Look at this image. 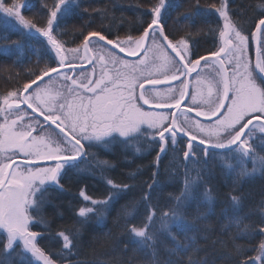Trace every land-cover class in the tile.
<instances>
[{"label":"snow or ice","instance_id":"snow-or-ice-1","mask_svg":"<svg viewBox=\"0 0 264 264\" xmlns=\"http://www.w3.org/2000/svg\"><path fill=\"white\" fill-rule=\"evenodd\" d=\"M74 2L55 0L48 8L46 24L38 26L22 14L28 7L24 0H13L11 5L0 0V12L14 18L20 26L18 31L34 30L46 37L55 57L59 58L58 67L47 68L30 83H25L22 89L0 97V235H6L4 254L16 252L15 246L18 245L20 251L16 255L21 264H57L39 246L38 237L42 234L31 229L37 224L48 226L40 215L48 189L65 190L61 180L67 170L76 167L86 155L84 142L107 147L118 139L130 145L144 138L149 145L155 143L159 146L155 162L157 170L152 173V182L147 184L140 201L133 200L122 209L125 228L135 245L134 251L145 255L146 264H209L206 258L198 256L201 248L196 234L201 231L200 223L215 213L218 197V191L209 184L212 177V170L208 167L210 158L218 161L221 174L226 182H230L225 193L226 207L220 210L224 218L222 229L235 228L233 240L239 236L251 239L256 234L264 235V201H261L259 221L245 223L252 210L243 213L244 195L240 191L245 181L257 176L264 178V154H261L264 152V0L256 5L260 15L254 24L255 31L248 35L243 34V29L233 20L229 0H220L219 6H210L223 20L222 28L210 29L218 31L221 41V46L209 54L211 61L209 56L193 59L188 39L173 40L165 33L161 12L165 0H159V4L150 8L152 18L138 38L129 36L120 41L108 39L99 31H89L83 36V59L90 64L99 62L98 78H88L83 71L79 76L84 79L80 80L63 73L64 79L71 80V85H78V88L68 86L67 94L58 92L54 95L37 81L48 77L50 82V73L59 76L61 68L75 67L68 61V54L79 55L81 46L66 49L57 38L58 22ZM252 39L259 45L254 58L246 54ZM149 40L152 43L146 46ZM93 41L98 46L96 52L107 55L90 56L94 50L90 47ZM109 45L130 56L143 52L144 58L130 63L109 49ZM201 61L212 70V78H200L198 74V87L189 94L188 83L181 77L196 72ZM155 73L162 74L163 79L157 78ZM169 81H180L179 89L157 87ZM189 95L196 117L203 116L212 123L205 125L199 119L190 118L188 113L194 110L191 106L180 114L182 120L171 112L166 114L144 108V105H154L160 109H180L181 102ZM22 104L27 106L26 109H21ZM200 105H207V110H201ZM28 109L35 115L29 114ZM25 116H30L40 128H43V122L55 125L59 130L55 138L33 135L37 129L31 123L23 122ZM39 117H43V122ZM184 137L187 141L183 148H179ZM169 144L177 166L184 168L183 187L178 195L169 194L170 204L160 206L158 202L152 203V194L160 187L158 162L160 154L167 153ZM135 150L141 151L140 147ZM17 158H22L24 163L16 164ZM39 161H55V164L45 167ZM97 166L106 170L113 164L99 160ZM71 179L69 177V181ZM105 179L110 190L103 199H96L86 194L84 188L80 189V197L87 202L76 212L81 224L93 215L103 217L110 202L132 187L111 178ZM140 202L145 213L139 223H133L139 216ZM190 210L194 212L192 219L189 218ZM207 227L203 230L207 231ZM80 235V227L54 234V238L62 240V247L56 253L61 261L73 255ZM202 238L208 239L206 235ZM219 243L226 246L225 241ZM247 251L258 255L246 256ZM233 256L239 258L238 264H264V240L250 249L234 244V250L225 259ZM0 264L9 262L0 259Z\"/></svg>","mask_w":264,"mask_h":264},{"label":"trees","instance_id":"trees-1","mask_svg":"<svg viewBox=\"0 0 264 264\" xmlns=\"http://www.w3.org/2000/svg\"><path fill=\"white\" fill-rule=\"evenodd\" d=\"M3 2L11 5L13 0ZM24 2L28 5L22 13L25 18L38 26H44L48 8L52 7L55 0ZM260 2L261 0H229L231 16L245 35L253 30L260 15V10L256 7ZM157 4L159 0H75L70 4L68 13L58 22L57 38L68 49L81 44L83 36L89 31H99L113 40L135 37L147 26V22L152 18L150 8ZM213 4L219 6L220 0H198V3L197 0H165V8L161 9L165 33L173 40L180 37L188 39L194 56L213 51L218 45L219 34L218 31L210 29L222 27L221 18L210 7ZM45 5L47 7H44ZM19 27L14 19L0 14V97L9 91L22 89L25 83L31 82L55 63L46 41L40 34L34 30L18 31ZM136 147H140L141 151L137 152ZM183 147L184 143L181 141L179 148ZM95 150L96 152H91L88 148L85 159L76 167L67 170L65 178L61 180L65 186L64 191L48 189L40 212L48 226L45 228L37 224L31 226V229L42 234L38 237V244L57 261V264H76L77 261L81 264H146L145 255L134 251L135 245L132 243L131 234L125 228L126 221L122 209L133 200L140 201L147 184L152 182V173L157 170L155 162L158 145H149L141 138L130 145L109 144L105 148L96 147ZM99 160H108L113 167L102 170L97 166ZM208 167L212 170L209 184L218 191V197L214 205L215 213L210 214L207 220L199 225L201 231L196 235L201 251L198 256L206 258L209 264H238L239 258L235 256L225 259L226 255L234 250V244L250 249L258 246L259 242L264 240V235L256 234L251 239L239 236L233 240L236 229H222L224 218L220 210L226 207L225 193L230 182H226L225 176L221 174L218 161L210 158ZM183 172L184 168L177 166L173 149L168 145L167 153H163L159 158L157 180L160 187L152 194L153 204L158 202L160 206H165L171 203L169 194L178 195L183 187ZM69 177L72 178L71 181ZM105 177L132 187L110 202L103 217L93 215L81 224L76 215L78 208L85 204L79 195L80 189L84 188L86 194L96 199H103L110 190ZM240 191L244 195L243 213L252 210L245 223L258 222L261 201H264V178L257 176L253 180L245 181L240 186ZM138 210L139 216L133 223H139L145 213L142 202L138 204ZM189 218H194L192 210ZM74 226L81 228L78 245L73 249V255L66 256L61 261L56 253L62 247V240L54 238V234L65 229L74 231ZM205 226H208L207 231L203 230ZM205 235L207 240L202 238ZM94 237L96 239H93ZM219 241H225L226 246H222ZM6 242L5 236L0 235V259L7 260L9 264H21L16 255V252L20 251L19 246H15L16 252L5 255L3 250ZM256 254L253 251L245 253L246 256ZM163 255L161 252V256Z\"/></svg>","mask_w":264,"mask_h":264},{"label":"flooded vegetation","instance_id":"flooded-vegetation-1","mask_svg":"<svg viewBox=\"0 0 264 264\" xmlns=\"http://www.w3.org/2000/svg\"><path fill=\"white\" fill-rule=\"evenodd\" d=\"M125 40V39H124ZM81 46H82V43H81ZM90 47H92L94 50H93V56H95V55H97V54H104V55H107L106 53H97L96 52V48L98 47L97 45H95V41L92 43V44H90ZM218 47H219V44L217 45V47L213 50V51H216L217 49H218ZM110 49V48H109ZM112 50V49H111ZM112 51H114V50H112ZM213 51H210V52H208V53H205V54H201V55H197V56H192V58L193 59H196V58H198V57H200V56H207V55H209L211 52H213ZM262 51H264V49H262ZM115 52V51H114ZM116 54H118L117 52H115ZM248 56H250V57H252L253 58V50H252V44H251V42H250V46H249V48H248V50H247V53H246ZM119 55V54H118ZM170 55L171 56H173L171 53H170ZM120 57H122L121 55H119ZM144 56V55H143ZM149 56H151V53H149ZM174 57V56H173ZM122 58H124V57H122ZM142 57H139V58H137V59H133V60H131V59H126V58H124V59H126V60H128L130 63H135V62H137L138 60H140ZM143 59V58H142ZM73 60H75V61H71L70 59H68V61L69 62H71L72 64H78V63H81L82 62V60H77V59H73ZM109 67H111V65H109ZM81 71H83L84 73H85V76L86 77H88V78H91V79H95V78H98V76H99V74H100V71H101V69H100V64H99V62H95L94 61V63H92V65L90 66V67H88V68H86V69H82V70H77V71H74L73 73H72V75H71V72L70 71H66V72H64V73H66L68 76H71L73 79H78V80H80V79H84V78H82V77H80L79 76V73L81 72ZM198 74H199V77L200 78H206V79H211L212 78V70L209 68V67H205L204 66V62H202L201 63V65H200V67L197 69V71L196 72H194L193 74H191L190 75V77H189V94H191V93H194L195 92V90H196V88L198 87V85H197V79H198ZM155 75H160V73H155ZM157 78H160L161 79V76H157ZM182 80H184L185 81V76H183L182 77ZM85 82H87V80L85 79ZM52 83H53V85H52ZM51 84V88H56L57 89V91H55V92H60V93H62V92H64V94H67V88H68V86H72L71 85V80H65L64 79V76H63V74H61V75H59V76H57V77H53L52 79H51V81L49 82V79L47 80V81H44L43 83H41V86L42 87H45L46 85V87L45 88H47L49 85ZM168 86H171V87H173V88H176V89H179V87H180V81H178V82H176V83H173V84H171V85H168ZM168 86H159V88H166V87H168ZM72 87H74V88H78V85L77 86H72ZM148 88V87H147ZM178 91H177V95H178ZM83 94V93H82ZM189 102H191V96L189 95L188 97H187V100H186V102H185V104H184V106L186 105V104H188ZM207 106V105H206ZM145 108V107H144ZM21 109H24L23 107H21ZM145 110H149V111H158V110H154V109H149V108H145ZM162 112H164V113H169V112H171V111H162ZM29 113V112H28ZM30 114V113H29ZM192 117V116H191ZM193 119H196V118H194V117H192ZM201 123H204V122H202L201 121ZM210 123H212V121H210V122H208V123H204V124H210ZM34 128H36L37 130H39V131H42V130H45L46 132H47V134H49V135H51L53 138H55V136H56V130L54 131V128H53V126H49V125H46V126H44L43 128H40L39 126H37L36 125V127L34 126ZM184 141V140H183ZM118 143H121L120 142V140L118 139V140H116V141H114L113 143H111V144H118ZM184 144H185V141H184ZM158 145V144H157ZM169 145H171V144H169ZM99 146H101V144H98V143H91V144H89V143H87V142H84V150H85V153H86V155H85V157L87 156V153H88V148L89 147H99ZM50 166H53V165H50Z\"/></svg>","mask_w":264,"mask_h":264},{"label":"water","instance_id":"water-1","mask_svg":"<svg viewBox=\"0 0 264 264\" xmlns=\"http://www.w3.org/2000/svg\"><path fill=\"white\" fill-rule=\"evenodd\" d=\"M147 27V26H146ZM253 31H255V28L253 29ZM143 32V31H142ZM40 36L46 41V43H47V39H46V37H44V36H42L41 34H40ZM94 42V41H93ZM105 42H101V44H104ZM147 43H148V41L146 42V46H147ZM251 43H252V45H253V48H254V54H255V56L257 55V48L259 47V45H258V43H257V41L255 40V39H252L251 40ZM219 44H220V46H221V41H220V39H219ZM47 45H48V47H49V49H50V51H51V53H52V55H53V57H54V60H55V62H56V66L55 67H58V57H55V54H54V51L52 50V48H51V45H49L48 43H47ZM108 48H110V49H112V50H114L115 52H117L119 55H121L122 57H124V58H126V59H131V60H133V59H137V58H139V57H141L142 55H143V52H140L138 55H135V56H130V55H128L127 54V52H125V53H120L119 52V49L118 48H115V49H113L112 48V46H107ZM82 51H83V49H82ZM169 52L171 53V50H169ZM173 56H175V54L174 53H171ZM89 55L90 56H93V54L92 53H89ZM207 56H209V55H207ZM254 56V57H255ZM178 59V58H177ZM211 57L209 56V60L211 61ZM203 61H201V63H202ZM75 65V67L74 68H70V67H64V68H61L60 69V73L61 74H63L64 72H66V71H70L71 72V75H72V73L74 72V71H77V70H82V69H86V68H88V67H90L92 64H90L87 60H82V62L81 63H78V64H74ZM194 73V72H193ZM193 73H191V74H193ZM190 74V75H191ZM190 75L189 76H185V81L188 83V92H189V77H190ZM50 76H51V78H53V77H57L58 75L56 74V73H50ZM71 77V76H70ZM49 78L48 77H44V80L43 81H37V84H41V83H43L44 81H47ZM174 82H176V81H169V83L168 84H162V85H159V86H167V85H169V84H172V83H174ZM30 83V82H29ZM36 85H33V87H35ZM145 87L147 88V87H149L148 85H145ZM23 88V87H22ZM25 94H27V93H25ZM187 97L188 96H186L185 97V99L181 102V107H180V109H176V108H172V109H166V108H164V109H160V108H156V107H154V105H144V107L145 108H149V109H154V110H158V111H171V113H174V114H176L177 116H179L181 113H183V112H186L187 111V108L184 106V104H185V102H186V100H187ZM140 103H142V101L140 102ZM21 107H23L24 109H26V105H21ZM31 115H35V114H32L31 113V110L30 109H28L27 110ZM189 115H191V116H193V117H195V118H197V119H199L200 121H204V122H209V120L208 119H206L205 117H203V116H201V117H196V112H195V110H193L192 112H190V113H188ZM39 119L43 122V117H39ZM255 123V122H254ZM46 125H49L48 124V122H43V127L44 126H46ZM51 126H53V128L55 129V125H51ZM57 132L59 131L58 129H55ZM37 131V130H36ZM34 133V132H33ZM61 135H63V134H61ZM157 139H158V137H157ZM184 140L185 141H187V137H184ZM84 152H85V150H84ZM158 152H159V149H158ZM162 155V153L160 154V156ZM81 161V160H80ZM24 163V160L22 159V158H17L16 159V164H20V165H22ZM41 166H50V165H54L55 164V161H39L38 162ZM5 237H6V235H5Z\"/></svg>","mask_w":264,"mask_h":264},{"label":"rangeland","instance_id":"rangeland-1","mask_svg":"<svg viewBox=\"0 0 264 264\" xmlns=\"http://www.w3.org/2000/svg\"><path fill=\"white\" fill-rule=\"evenodd\" d=\"M0 14H4V15H7L6 13H3V12H0ZM219 15V14H218ZM12 19H14V18H12ZM221 20H222V18H221ZM222 26H223V20H222ZM222 28V27H221ZM137 38V37H136ZM127 39V38H122V39H120V41H125V40ZM133 39H135V38H133ZM151 40H149L148 41V43H147V46H150L151 45ZM78 46H81V44H79ZM93 53V52H92ZM144 55V54H143ZM142 58H144V56H142ZM141 58V59H142ZM68 59H70L71 61H75V60H73V59H77V60H84L83 59V51H82V46H81V52H80V54L79 55H77V56H73V54H71V53H69L68 54ZM156 76H161V79H163V75L162 74H160V75H156ZM181 79H182V77H181ZM176 82H178V81H176ZM52 85H53V83H52ZM47 86V85H46ZM45 86V87H46ZM50 91H51V93L52 94H56V93H58V92H55V91H57V89L56 88H51V84L47 87ZM60 93V92H59ZM62 93H64V92H62ZM177 95V94H176ZM178 95H179V93H178ZM178 95H177V97H178ZM189 106H191V107H193L194 108V110H195V106H192L191 105V102H189L188 104H186L185 105V107L187 108V107H189ZM200 108H201V110H207V106L206 105H200ZM189 115V114H188ZM179 117H180V119L182 120L183 119V117H182V115H179ZM189 117H190V115H189ZM190 118H192V117H190ZM0 119H2V117H0ZM24 123H31L32 124V126L34 127H36V124H35V122L33 121V120H31V118H30V116H25V119H24V121H23ZM205 125H208V124H205ZM37 134H43V135H46V136H48L49 134H47V132L45 131V130H42V131H40V132H38V133H36V131H34V133H33V135H37ZM168 147V146H167ZM172 147V146H171ZM95 148L96 147H89V149H90V151L91 152H96V150H95ZM98 148V147H97ZM99 148H105V147H103V146H99ZM45 167H47V166H45ZM85 202V201H84ZM85 203H87V202H85ZM256 255H258V253L256 254ZM257 264H259V262H257Z\"/></svg>","mask_w":264,"mask_h":264},{"label":"bare ground","instance_id":"bare-ground-1","mask_svg":"<svg viewBox=\"0 0 264 264\" xmlns=\"http://www.w3.org/2000/svg\"><path fill=\"white\" fill-rule=\"evenodd\" d=\"M140 35H141V33H140L139 35L133 37V38H136V37L138 38ZM250 42H251V40H250ZM251 44H252V43H251ZM252 50H253V58H254L255 54H254V48H253V45H252ZM157 87H159V86H157ZM190 117H191V116H190ZM156 159H157V155H156Z\"/></svg>","mask_w":264,"mask_h":264}]
</instances>
